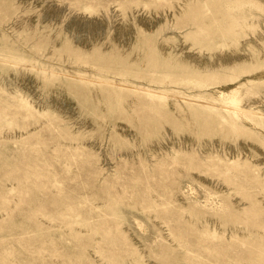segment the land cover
<instances>
[{"label":"rangeland","instance_id":"374dc122","mask_svg":"<svg viewBox=\"0 0 264 264\" xmlns=\"http://www.w3.org/2000/svg\"><path fill=\"white\" fill-rule=\"evenodd\" d=\"M0 264H264V0H0Z\"/></svg>","mask_w":264,"mask_h":264},{"label":"bare ground","instance_id":"6f19581e","mask_svg":"<svg viewBox=\"0 0 264 264\" xmlns=\"http://www.w3.org/2000/svg\"><path fill=\"white\" fill-rule=\"evenodd\" d=\"M231 2H232V1H231ZM243 2L245 3L246 0H245V1L243 0ZM242 4H243V3H242ZM234 12H235V11H234ZM236 13H237V12H236ZM105 81H106V80H105ZM121 84H123V83H121ZM127 86H129V85H127ZM134 88H135V87H134ZM147 90H148V89H147ZM233 100H235V99L232 98V101H233ZM238 102H239V101H238ZM234 105H235V104H234ZM221 106H222V105H221ZM235 106H236V105H235ZM235 108H236V107H235ZM231 109H232V108H231ZM237 109H239V108H237ZM244 109H245V108H244ZM242 111H243V110H242ZM244 111H245V110H244ZM247 112H248V111H247ZM248 113H249V112H248ZM256 113H257V112H256ZM139 125H141V124H139ZM151 138H152V137H151ZM75 152H76V151H75ZM94 154H95V153H94ZM79 161H80V160H79ZM79 161H78V162H79ZM88 175H89V174H88ZM91 175H92V173H91ZM40 186H41V185H40ZM12 206H13V205H12ZM7 210H8V209H7ZM189 212H190V211H189ZM116 231H117V230H116ZM25 248H26V247H25ZM67 258H68V257H67Z\"/></svg>","mask_w":264,"mask_h":264}]
</instances>
